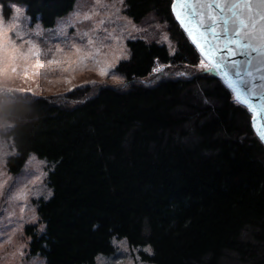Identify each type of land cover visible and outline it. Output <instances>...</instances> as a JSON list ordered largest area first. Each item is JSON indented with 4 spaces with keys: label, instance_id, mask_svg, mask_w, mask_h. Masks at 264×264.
<instances>
[{
    "label": "trees",
    "instance_id": "trees-1",
    "mask_svg": "<svg viewBox=\"0 0 264 264\" xmlns=\"http://www.w3.org/2000/svg\"><path fill=\"white\" fill-rule=\"evenodd\" d=\"M76 1L0 4L6 18L17 4L52 28ZM124 2L134 22L153 14L166 23L175 49L131 38L115 67L120 84L0 93L15 150L9 173L20 175L32 155L50 165L51 194L36 200L39 223L25 227L29 254L45 264H97L125 239L154 264H264V143L248 112L212 70H181L203 57L173 0ZM158 63L166 68L154 74Z\"/></svg>",
    "mask_w": 264,
    "mask_h": 264
},
{
    "label": "rangeland",
    "instance_id": "rangeland-1",
    "mask_svg": "<svg viewBox=\"0 0 264 264\" xmlns=\"http://www.w3.org/2000/svg\"><path fill=\"white\" fill-rule=\"evenodd\" d=\"M16 8L23 14L13 20ZM125 8L124 0H77L69 14L59 18L54 27L46 28L40 22L32 23L25 9L17 4L12 5V13L6 18L0 4L3 20L0 24V93H5L4 89H24L22 93L55 96L80 86L94 88L100 84H120L123 78L115 67L129 56L127 41L131 38L158 41L167 44L172 51L175 49L166 23L153 14L136 23L125 13ZM13 24L16 25L15 32L11 27ZM16 32L21 33L23 39ZM27 41H32L41 50L42 62H47L53 55L63 62L52 66L55 71L40 69L39 74H34L36 70L30 65L36 58H19V52H28ZM14 48L18 50L15 60L12 59ZM57 48L63 51L57 52ZM77 48L81 49L79 53ZM24 67H28L27 75ZM156 67L166 68L160 63ZM182 69L188 72L203 70L200 62ZM102 70L107 74L102 75ZM6 126L8 123L0 122V264H45L40 256L29 254L25 227L39 223L36 200L51 194L47 183L50 165L32 155L20 175L9 173L6 159L15 150L4 136ZM114 245L115 253L99 256L97 264H154L142 260L140 250L131 247L125 239H114ZM142 250L151 254L148 246Z\"/></svg>",
    "mask_w": 264,
    "mask_h": 264
},
{
    "label": "snow or ice",
    "instance_id": "snow-or-ice-1",
    "mask_svg": "<svg viewBox=\"0 0 264 264\" xmlns=\"http://www.w3.org/2000/svg\"><path fill=\"white\" fill-rule=\"evenodd\" d=\"M172 9L189 34L195 32L203 41V44H198L202 52L204 45H208L205 58L200 61L201 68L208 71L220 70L224 61H228L230 71L224 75L231 74L235 77L229 81L234 92L233 99L248 112L255 136L264 143V0H175ZM22 14L21 9L16 8L13 20H18ZM2 23L0 17V24ZM11 27L15 32L16 25L13 24ZM201 28L203 31H198ZM15 34L23 39L21 33ZM193 38L196 39L195 36ZM27 43L30 45L28 52H19V58L24 60L31 56L36 58L35 63L30 65L36 70L34 74H39L40 69L55 71L52 66L63 62L55 55L47 62H42L41 50L32 41ZM91 43L90 40L89 44ZM221 47L226 55L217 58L215 53ZM56 51L62 52L63 49L57 48ZM80 51L81 49H76L77 53ZM17 52L18 50L14 48L13 60L18 58ZM12 71H16L15 67ZM23 71L27 75L28 67H24ZM160 71L161 67L153 69V72ZM101 74L107 73L102 70ZM23 91L24 89H4L5 93ZM254 96L259 97L258 102L252 99Z\"/></svg>",
    "mask_w": 264,
    "mask_h": 264
},
{
    "label": "water",
    "instance_id": "water-1",
    "mask_svg": "<svg viewBox=\"0 0 264 264\" xmlns=\"http://www.w3.org/2000/svg\"><path fill=\"white\" fill-rule=\"evenodd\" d=\"M175 2V0H173V2H172V4ZM172 12H173V15H174V17H175V19L177 20V22L180 24V26L182 27V29L185 31V33L187 34V36L189 37V39L191 40V42L195 45V47L197 48V50L199 51V53L201 54V56L203 57V58H205V55H206V53H207V49H208V45H204V51L202 52L201 51V48L200 47H198V44H203V41L202 40H200V38H199V36H198V34L197 33H193L192 35H190L189 34V32L186 30V27L184 26V25H182L181 23H180V21L176 18V13L173 11V9H172ZM198 31H203V29L201 28V29H199ZM196 37V39H194L193 37ZM209 38H210V34H209ZM222 55H226V52H225V50L221 47V49L218 51V52H216L215 53V56L218 58V57H220V56H222ZM241 57H234V59H240ZM228 65V61L227 60H225L224 61V64L222 65V67H221V69L220 70H213L214 71V73H215V75L216 76H218L222 81H223V83L231 90V92L233 93V95H234V92L232 91V88H231V86H230V83H229V81H231V80H234L235 79V77L233 76V75H228V76H225L224 75V73L225 72H229L230 71V69H229V67L227 66ZM252 99L254 100V101H259V97H252Z\"/></svg>",
    "mask_w": 264,
    "mask_h": 264
}]
</instances>
